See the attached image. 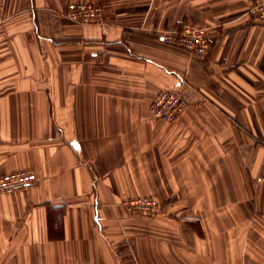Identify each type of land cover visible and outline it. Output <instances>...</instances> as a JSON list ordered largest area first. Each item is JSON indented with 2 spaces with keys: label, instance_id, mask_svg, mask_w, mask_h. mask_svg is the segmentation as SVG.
<instances>
[{
  "label": "crops",
  "instance_id": "0c3cea01",
  "mask_svg": "<svg viewBox=\"0 0 264 264\" xmlns=\"http://www.w3.org/2000/svg\"><path fill=\"white\" fill-rule=\"evenodd\" d=\"M252 0H0V264H264V22ZM94 2L101 24L63 15ZM207 28L202 61L162 43ZM160 89L186 107L152 119ZM151 195L152 218L124 200Z\"/></svg>",
  "mask_w": 264,
  "mask_h": 264
},
{
  "label": "built area",
  "instance_id": "2783aa9c",
  "mask_svg": "<svg viewBox=\"0 0 264 264\" xmlns=\"http://www.w3.org/2000/svg\"><path fill=\"white\" fill-rule=\"evenodd\" d=\"M248 13L258 21L264 22V1H255ZM63 15L78 24H101L104 19L102 7L94 2H71L66 5ZM3 20V7L0 3V23ZM162 43L182 48L193 60L202 61L210 48L207 28L195 21H184L165 27L159 33ZM186 107V101L177 89H160L149 106L155 121L170 123L175 121ZM36 182L31 169H20L0 174V193L26 191ZM126 209L136 215L152 218L160 214L165 205L158 198L146 195L124 200Z\"/></svg>",
  "mask_w": 264,
  "mask_h": 264
},
{
  "label": "rangeland",
  "instance_id": "374dc122",
  "mask_svg": "<svg viewBox=\"0 0 264 264\" xmlns=\"http://www.w3.org/2000/svg\"><path fill=\"white\" fill-rule=\"evenodd\" d=\"M255 1H264V0H252V1H250V3H249V7H250ZM249 7H248V8H249Z\"/></svg>",
  "mask_w": 264,
  "mask_h": 264
}]
</instances>
